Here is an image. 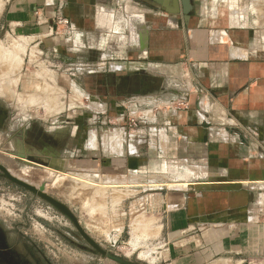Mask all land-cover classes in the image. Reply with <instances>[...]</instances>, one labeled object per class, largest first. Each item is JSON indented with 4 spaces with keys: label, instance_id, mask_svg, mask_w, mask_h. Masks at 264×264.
<instances>
[{
    "label": "crops",
    "instance_id": "obj_1",
    "mask_svg": "<svg viewBox=\"0 0 264 264\" xmlns=\"http://www.w3.org/2000/svg\"><path fill=\"white\" fill-rule=\"evenodd\" d=\"M222 1L189 0L188 20L180 11V18H159L164 22H131L126 14L119 22L98 14L94 22H72L73 44L83 56L104 47L120 60L138 56L160 70L159 75L147 67L128 71L147 77L151 89L132 96L140 113L136 129L120 123V135H110V145L89 154L103 153L104 172L116 179L112 187H144L125 181L130 173L145 174L143 158L151 148L187 172L184 184H170L185 188H175L166 199L170 207L163 206L170 264L264 262V43L259 46L251 32L255 22L207 14L212 6L221 11ZM67 8L66 0H6L0 24L37 38L57 14L67 17ZM52 41L46 45L59 46ZM150 77L163 79L158 89ZM111 101V109L119 106ZM131 102L120 103L122 114ZM106 120L97 123L95 142L97 132L118 130ZM123 135L125 146L111 149ZM94 162L99 168L100 159Z\"/></svg>",
    "mask_w": 264,
    "mask_h": 264
},
{
    "label": "rangeland",
    "instance_id": "obj_2",
    "mask_svg": "<svg viewBox=\"0 0 264 264\" xmlns=\"http://www.w3.org/2000/svg\"><path fill=\"white\" fill-rule=\"evenodd\" d=\"M5 1L0 0V14ZM69 1L66 0L67 17L57 14L43 36L21 35L13 27L0 24V164L16 178L42 187L66 204L87 234L108 254L132 264H170L163 206L170 207L166 199L180 188L170 184H184L187 172L176 169L170 159L154 155L151 148L145 150L147 156L143 158L145 174L130 173L125 181L145 184L144 187H112L108 184L116 179L107 178L103 153L98 152V158L89 154L93 147L103 151L106 142L110 145V135H120V123L125 125L140 114L134 106L136 97L106 94L104 72L117 75L147 67V72L159 75L160 70L150 69L148 61L138 56L120 60L104 47L83 56L73 44L76 27L72 22H94L98 15L119 22L126 14L136 23L164 22L159 18L174 16L143 0ZM78 2L84 10L78 9ZM218 8L222 12L212 6L214 13H224L221 16L228 22L230 18L255 22L251 32L259 46L264 43V0H224ZM60 19L71 22L75 31L66 32L57 24ZM85 36L89 42V36ZM47 40H55L59 46L46 45ZM128 99L132 101L128 113L122 114L120 103L128 104ZM110 100L119 106L111 109ZM153 101L146 98L145 103ZM105 116L107 126L118 130L97 132L95 142L94 129L100 127L97 123ZM128 124L125 128H129ZM34 131L56 142L47 143L46 151L41 150L43 146L37 145V140L26 139ZM124 138L119 136L110 148L120 144L124 147ZM96 159H100L102 168L96 166ZM0 228L13 244L26 246L27 264L45 263L44 259L49 264H118L97 254L65 216L5 179L1 172Z\"/></svg>",
    "mask_w": 264,
    "mask_h": 264
},
{
    "label": "flooded vegetation",
    "instance_id": "obj_3",
    "mask_svg": "<svg viewBox=\"0 0 264 264\" xmlns=\"http://www.w3.org/2000/svg\"><path fill=\"white\" fill-rule=\"evenodd\" d=\"M172 0L168 3L167 6H161L165 9H173ZM215 9L212 10V7L208 9L207 14L209 16H215L217 13H214ZM213 14V15H212ZM178 22V21H177ZM104 77V88L106 94L110 96L116 94L119 96L129 97L137 96L139 94H144L146 92H150L151 89L146 86L149 83L148 78L144 75L138 73V75H129V72H122V74L113 75L111 73L103 75ZM3 120L2 114L0 113V124ZM34 130V129H33ZM27 140H32L33 142L37 140V145L43 146L41 150L47 149V143L56 142L53 138L49 137L47 134L42 132H32L31 136L28 135ZM46 151V150H45ZM44 156H48V154H43ZM2 165V164H1ZM3 166V165H2ZM4 167V166H3ZM5 168V167H4ZM2 174V173H1ZM19 179V178H18ZM29 250H27L26 246L21 247L13 244L11 240H9V236L5 230L0 228V264H27L26 262V254ZM44 262H38L37 264H49V262L44 259Z\"/></svg>",
    "mask_w": 264,
    "mask_h": 264
},
{
    "label": "water",
    "instance_id": "obj_4",
    "mask_svg": "<svg viewBox=\"0 0 264 264\" xmlns=\"http://www.w3.org/2000/svg\"><path fill=\"white\" fill-rule=\"evenodd\" d=\"M146 3H149L151 5L155 6H167L168 0H143ZM172 6L173 9L166 10L165 8L160 7L164 12L170 14V15H178L180 11L182 12L184 19L188 20V7L189 0H172ZM180 5L182 6V10H180ZM138 75V72H129V75ZM151 80H153V83H151V87L158 89L159 86L162 84L163 79L161 77H150ZM0 172L2 173V176L7 179L8 181L22 187L23 189L27 190L34 196L40 198L41 200L45 201L47 204H49L51 207H53L56 211H58L60 214L65 216L74 226L76 231L78 232L79 236L86 242L87 245L91 247L97 254H100L104 257H107L108 259L112 260L113 262H116L118 264H132L128 260H124L121 258H118L116 256H113L111 254H108L107 251L103 250L100 245L94 241L84 230V228L80 225V222L76 215L70 210V208L60 202L59 200L53 198L49 194H47L42 187L38 188L31 184H28L15 176H13L6 168H4L0 164Z\"/></svg>",
    "mask_w": 264,
    "mask_h": 264
},
{
    "label": "built area",
    "instance_id": "obj_5",
    "mask_svg": "<svg viewBox=\"0 0 264 264\" xmlns=\"http://www.w3.org/2000/svg\"><path fill=\"white\" fill-rule=\"evenodd\" d=\"M57 24L63 26L65 28V31L68 33H71V31H74V26L71 22H69L67 19H60L59 22H57ZM128 126L129 129H135L137 126V120H130V122L128 121Z\"/></svg>",
    "mask_w": 264,
    "mask_h": 264
},
{
    "label": "bare ground",
    "instance_id": "obj_6",
    "mask_svg": "<svg viewBox=\"0 0 264 264\" xmlns=\"http://www.w3.org/2000/svg\"><path fill=\"white\" fill-rule=\"evenodd\" d=\"M170 2V0H168V3ZM3 4V3H2ZM161 7V6H160ZM166 10H169V9H166ZM1 11V10H0ZM2 55V54H1Z\"/></svg>",
    "mask_w": 264,
    "mask_h": 264
}]
</instances>
